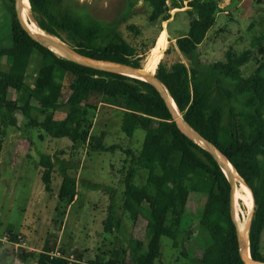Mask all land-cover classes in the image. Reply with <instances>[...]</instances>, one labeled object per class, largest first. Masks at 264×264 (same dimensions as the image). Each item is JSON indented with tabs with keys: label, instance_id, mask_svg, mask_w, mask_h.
Segmentation results:
<instances>
[{
	"label": "trees",
	"instance_id": "obj_1",
	"mask_svg": "<svg viewBox=\"0 0 264 264\" xmlns=\"http://www.w3.org/2000/svg\"><path fill=\"white\" fill-rule=\"evenodd\" d=\"M28 1L37 26L77 53L97 61L142 68L141 57L115 23L100 21L64 0ZM138 1L151 7L152 23L169 20L171 11L183 8L186 1L188 28L174 39L177 49L196 65L188 68L182 61L171 65L159 61L155 75L184 122L215 145L250 189L254 206L248 229L249 251L253 260L264 262V61L257 58V68L248 74L242 67L251 60L250 50L238 53L229 48L223 60L200 61L198 49L222 11L220 0ZM15 6V0H6L12 44L0 48V66L7 67L0 68V136L5 133L2 126H17L16 114H20L27 127L41 129L54 139L67 138L78 147L89 138L87 114L100 103L123 109L121 129L128 137L137 127L145 131L139 154L126 150L134 155V163L126 171L123 197L124 207L135 220L146 218L147 242L131 239L127 259L119 261L114 256L106 263L98 258L89 263L157 264L162 257V237L178 247L184 211L194 193L203 195L199 223L210 237V243L193 259L195 264H244L230 212V183L215 158L180 131L159 91L147 81L81 65L56 54L30 37L17 19ZM259 41L257 51L263 54L264 43ZM169 51L167 47L164 53ZM10 91L15 98L9 97ZM62 107H67V112L57 118L56 112ZM55 164L61 176L57 197L59 202L71 204L77 196L74 162L41 153L40 180L48 186ZM135 166L147 172L142 186L134 183ZM109 198L104 230L119 231L122 219L113 192ZM9 240L14 244L22 238L10 232ZM53 249L54 245L46 240L36 256L35 251L23 246L17 251L13 245L3 248L0 241V254L24 264H69L64 258H51L49 252Z\"/></svg>",
	"mask_w": 264,
	"mask_h": 264
},
{
	"label": "rangeland",
	"instance_id": "obj_2",
	"mask_svg": "<svg viewBox=\"0 0 264 264\" xmlns=\"http://www.w3.org/2000/svg\"><path fill=\"white\" fill-rule=\"evenodd\" d=\"M64 2L100 21L115 23L122 37L141 57L142 67L162 30L167 33V42L161 49L159 61L167 65L182 61L188 68L196 65L192 58L177 49L174 40L188 28L186 1L183 8L171 11L169 20L153 23L149 21L151 7L138 0ZM220 6L222 11L216 23L199 46V59L202 63L215 62L223 60L229 48L238 53L250 50L251 60L242 67L248 74L257 68V58L264 61V53L257 51L259 40L264 43V0H220ZM11 44V16L6 9V0H0V48L10 47ZM167 47L170 51L165 54ZM33 63L32 68L35 69L37 60ZM0 68L7 67L3 65ZM9 97L15 98V93L10 91ZM66 112L67 107L58 109L57 118L64 117ZM123 112V109L107 103L98 104L87 114L89 138L78 147L67 138L54 139L41 129L27 127L26 119L20 114H16L17 126L1 127L5 133L0 136V238H7L3 248L11 247V232L20 236L36 256L43 250L45 241L49 240L51 246L67 255L73 254L86 261L98 258L106 263L114 256L119 261L127 259L134 237L146 244V218L141 216L135 220V216L124 207L123 197L126 171L134 163L133 156L141 150L145 131L137 127L133 136L128 137L121 129ZM127 149L134 155L127 154ZM41 153L56 154L76 164L72 174L77 180V196L71 204L61 203L57 197L61 176L56 164L48 186L41 182ZM135 167L134 183L142 186L146 183L147 172ZM93 184H97V188ZM111 192L122 227L119 231L107 232L104 221ZM202 212L203 195L192 193L184 211L178 247L174 248L169 238L162 237V257L157 264H195L193 259L202 253V247L210 243V237L199 223ZM252 212L253 203L248 208L242 199L236 198L237 223L249 221ZM261 241L264 253V231ZM8 259L10 262L13 260L0 254V264H6Z\"/></svg>",
	"mask_w": 264,
	"mask_h": 264
},
{
	"label": "water",
	"instance_id": "obj_3",
	"mask_svg": "<svg viewBox=\"0 0 264 264\" xmlns=\"http://www.w3.org/2000/svg\"><path fill=\"white\" fill-rule=\"evenodd\" d=\"M15 4H16L15 7H16L17 19H18L19 23L21 24V26L28 32L30 37L33 40L40 43L41 45L48 47L49 49L54 51L56 54L63 56V57H65L71 61L76 62V63H79L81 65H85L88 67H93V68H97V69H101V70H105V71H110V72H115V73L127 75L130 77H134V78L141 79V80H144V81L151 83L159 91L160 95L162 96V98L165 100L166 104L170 108V110L172 112V116H173L174 120L176 121V124H177L178 128L180 129V131L182 133H184L185 135H187L189 138H191L193 141L202 145L218 162L219 166L221 167L222 171L224 172V174L227 177V179L230 183V186H231L230 212H231L232 219L237 226V222H236V198H235L236 183H235L234 177L232 176V173L230 172L228 165H227V164H230V162L215 147V145L211 141L207 140L200 133L195 131L192 127H190L189 125H187L184 122V120L181 118V115H180L178 109L176 108L175 103L173 102L172 98L170 97L167 89L164 87V85L156 77V75H155L156 72H154V74H150L148 72H145L143 67L137 68V67H134V66L128 65V64L97 61V60L88 58L86 56H83V55L77 53L74 49H72L68 44L63 42L61 39H59L55 36L49 35V34L45 33L44 31H42L43 34H34L30 31V29L26 26V24H24L23 19H22L23 0H15ZM34 22H35V20H34ZM234 170H235V168H234ZM236 173L238 174L237 171H236ZM238 176L240 177L239 174H238ZM242 181H243V179H242ZM250 219H251V217H250ZM249 223H250V220H249ZM237 241H238L239 254H240V257L242 258L244 264H264V262L253 260L251 258V256H250L249 260H247V258L245 256L244 237L242 235H240L238 227H237ZM248 242H249V239H248Z\"/></svg>",
	"mask_w": 264,
	"mask_h": 264
},
{
	"label": "bare ground",
	"instance_id": "obj_4",
	"mask_svg": "<svg viewBox=\"0 0 264 264\" xmlns=\"http://www.w3.org/2000/svg\"><path fill=\"white\" fill-rule=\"evenodd\" d=\"M22 19L24 24H26V26L30 29L32 33L43 34L42 30H40V28H38V26L34 22V19L30 12V5L28 0H23ZM166 42H167V33L165 30H162L158 35L155 46H153L151 49L150 56L147 58V61L143 64V68L145 72H148L150 74H154V72H156L157 64L162 55L161 49L164 47ZM227 165L236 183L235 198L242 199V201L248 208L252 206V203L254 206L253 196L250 189L244 184L242 179L238 176L233 166L230 164ZM237 227L240 232V235L244 237L245 256L247 260H249L250 258L249 242H248L249 221L245 220L243 223H241L240 221L237 223Z\"/></svg>",
	"mask_w": 264,
	"mask_h": 264
},
{
	"label": "built area",
	"instance_id": "obj_5",
	"mask_svg": "<svg viewBox=\"0 0 264 264\" xmlns=\"http://www.w3.org/2000/svg\"><path fill=\"white\" fill-rule=\"evenodd\" d=\"M0 241L2 242V244L3 243L5 244V242H7V238L6 237H4L3 239L0 238ZM11 245H13L15 251H17L19 247L23 246V242L21 241L20 243H14V244L12 242H10V246ZM49 256L51 258H58V257L64 258L69 262V264H91V263H89V261H86L84 258L76 257L73 254L67 255V254L63 253L61 250H59L58 248H54L53 250H51L49 252ZM10 263L11 264H24L23 262H21L18 259H14Z\"/></svg>",
	"mask_w": 264,
	"mask_h": 264
},
{
	"label": "crops",
	"instance_id": "obj_6",
	"mask_svg": "<svg viewBox=\"0 0 264 264\" xmlns=\"http://www.w3.org/2000/svg\"><path fill=\"white\" fill-rule=\"evenodd\" d=\"M175 40V39H174ZM4 237H1V239H3ZM22 242H23V246L25 247V248H28V246L26 245V242L24 241V240H22ZM29 249V248H28ZM5 263H10V261H9V259L5 262Z\"/></svg>",
	"mask_w": 264,
	"mask_h": 264
}]
</instances>
